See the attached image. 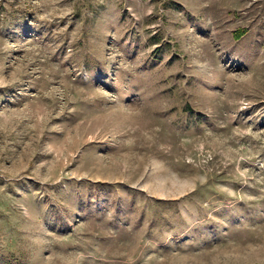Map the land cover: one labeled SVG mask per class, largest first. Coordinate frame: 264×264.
<instances>
[{
	"label": "rangeland",
	"instance_id": "obj_1",
	"mask_svg": "<svg viewBox=\"0 0 264 264\" xmlns=\"http://www.w3.org/2000/svg\"><path fill=\"white\" fill-rule=\"evenodd\" d=\"M0 264H264V0H0Z\"/></svg>",
	"mask_w": 264,
	"mask_h": 264
}]
</instances>
